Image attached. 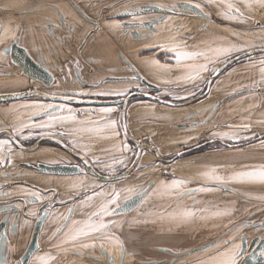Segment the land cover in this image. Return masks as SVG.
I'll return each mask as SVG.
<instances>
[{"label":"crops","instance_id":"crops-1","mask_svg":"<svg viewBox=\"0 0 264 264\" xmlns=\"http://www.w3.org/2000/svg\"><path fill=\"white\" fill-rule=\"evenodd\" d=\"M72 1H0V13H5L3 18L0 17L2 25V30L0 32V63H3L0 70L4 72L3 74H0V80L2 78H10L14 76V70L9 68L10 71L3 70L7 67L4 47L14 41L11 34L6 38H3V33L5 30L10 29L11 32L15 34V41L24 45L36 59L44 61V63L47 62L49 66L55 60L62 64L63 59L65 58L64 55L69 57L74 55L76 57L75 60L82 63L81 71L84 72L85 76L89 78L90 81L92 77H102L109 74L107 67H116V65H118L119 58L117 53L121 52L150 81L166 87H172L174 85L180 87L175 91L169 88L166 90H157L160 92H157L158 95L166 96L171 99L184 100L189 99L200 92L201 87L195 86L204 81L208 72H202L200 78L193 82L186 81L182 79V77L187 74L188 69L183 65L208 64V67H210L213 63L225 56H220L218 59L212 60L215 53H208V49L210 50L211 47L218 48L220 46L227 47L229 45H236L242 50L249 48L254 44L253 36L256 34L254 31L258 32L259 30L264 29V26L262 25L254 27L250 24L248 25L245 21V19L248 21L253 20L254 17L255 19H258L256 18L257 14H259L261 20L264 21V6H261L259 3H253L252 7L248 8L245 7L243 3H240V0H234L239 6L240 11L243 12L242 19L237 20L225 17L222 12L224 5L219 3V0H217L216 3L211 4L208 3V0ZM197 4L200 5V7H195ZM78 8L81 9L88 18L96 21L98 24V27L94 29L86 39L84 46H81L80 43L84 40L88 31L93 27L86 21V19L81 17L78 13ZM58 14L62 15L67 26H64ZM112 14H122V16L113 18L111 17ZM177 17L185 18L181 23L190 24L191 30L196 29L197 33L195 35H197V37L181 38L180 40L176 39L177 41L174 40L172 34L167 32V30H172L174 28L173 20H176ZM221 21L235 23V26L222 24ZM125 22H131L134 25L126 26L124 25ZM212 23L219 25L220 28H218V31L215 33H203V31L208 30L206 24L212 25ZM260 23L264 24L262 22ZM113 25H118V27H113ZM51 29H53V33L62 40L63 46L59 45L57 47L54 45V41L47 34H50ZM145 30H148L149 33L143 34ZM162 31H164L163 34ZM173 43L182 45L183 47L181 50L203 52L208 59H205V56H199L195 60L183 61L182 65L178 66L173 52L168 48V46ZM204 46L210 48L205 50ZM159 52L168 53L171 55V58H169V60H161L157 55ZM235 52L236 51L232 53ZM103 56H108L107 61L103 60ZM153 60L159 61L161 65H165L167 70L157 68L152 64ZM86 64L94 67L91 73L84 71L86 69ZM257 65L258 63L254 61H245L242 64L234 66V71L240 72L245 69L248 72H253L252 76L251 74H246V76L252 78L254 75H260L259 66ZM222 76L220 75L212 84L210 94L206 97L209 100L212 98V95L215 94L214 92H216V90H221L224 87L225 84L220 83ZM255 76L252 80H255ZM15 78L18 80L12 81L10 78L4 82H0V84L5 87L2 88L4 90H0V92L17 91L21 89L19 86L21 84L24 85L26 81L22 78ZM229 78H231L230 83L239 81V79H233V76H230ZM245 87L250 88L249 86ZM128 89H130V85H114L108 87L107 90L97 89L95 90L96 93L94 95L115 97L120 95L114 93ZM206 98L194 103V105L187 106L186 108H171L163 105H159L160 107H158L156 105L151 109L149 104L151 101L146 100L137 102L135 105L128 107L126 113L128 131L131 136H145L149 138V143L152 144L156 151L163 156L177 153L179 151L177 149L178 145H183V147L194 145V141H202L203 139L199 138H204V136L200 137L199 131L193 134L191 132H184L181 134L187 135H182L181 139L180 133H174L171 127H169V124H172V121L176 118L177 114L180 115L179 109H200L208 106V103L213 102L207 101ZM153 109L156 110L155 113L146 115ZM115 112L116 111L113 109L111 113L105 115L101 110L95 109V112L88 116V121H85V123L80 125L79 121L69 122L62 128L72 131L71 135L75 136L76 145L80 148L85 146V149H88L86 150L87 153H89L92 159L97 155L96 153H93V148H98L99 145L101 147L99 151L97 149L96 152L100 157H116L120 155V153H114L112 148L118 145L119 142H115V137L108 138L111 137L110 131L104 130L101 132H95L87 130L96 127V124L93 122H100V124H103L104 121L111 120V118H107V116H112ZM61 114L62 113L59 111L54 113V115ZM169 114L176 115L170 116ZM262 116H264V111L262 112ZM218 117L220 121L221 117L219 115ZM199 118H201V115ZM6 119L7 118L4 116H0V128L8 125V123L11 125H19L21 123L14 124L8 122L6 124ZM28 120L30 119L28 118L27 121ZM37 124L42 123L38 122ZM79 126L80 129L83 127L82 131L75 130L79 129ZM151 126L155 127V132L152 131ZM158 130H160V132H158ZM83 135L88 138L85 140L86 143L81 139ZM207 136L211 138V136L215 135L208 134ZM212 140L215 139L212 138ZM230 140L231 139H229V141ZM89 147L91 148V154L89 152ZM211 147L203 149L204 151L202 152H197L175 160L171 164L172 172L171 175H169V178L163 176L158 169L151 168V171L147 173V175L150 174L151 177L149 175L145 177V175L142 174V176L139 175L140 178L134 180L133 177L136 173L138 174V169H136L121 181L106 183L101 190H103L106 195H110L112 194L111 192H113V189H115L119 192V198L124 202L136 195H142V197L130 211L126 212L124 208L123 210L117 208L116 215L107 217V221L121 220L122 224L120 225L121 227L118 228L117 234H109L111 232L109 231L110 229L105 230L106 236H104V239H107V242H104L105 246L111 248L112 253L116 255L119 254V244H117L114 239L111 241L109 239V237L115 236L123 243V248L131 249L130 252H132L135 247H139L145 248L147 251L153 253L151 251L152 249H149L151 246L152 248H155V246H167L172 249H180L182 247L175 248L174 245L178 242L187 240V238L192 235H195V242H197L204 238L205 232L210 233V231L214 232L215 229H220L221 224L226 220L220 218L223 215H214L213 213L223 211H217V208L214 205L210 208L208 205L205 207V204L202 202H198L199 204L193 203V201H196L199 196H203L205 192H194L192 195H176L175 193L169 194L159 191L161 181L171 182L173 179H183L188 181L185 185V188L187 189H196L199 187L215 188L211 186L212 183L205 182L200 174L204 171L215 168L209 158L215 157L216 152H221V155H229L231 153H222L225 150L220 151V149ZM130 150L131 149L129 148V151ZM142 158L152 159L153 157L149 151L144 150L140 163ZM126 160L127 158L123 159L124 163L122 164H115V169L112 171L117 172L118 169H122ZM216 171L220 175H226L224 171ZM142 177H145L143 179L144 181L140 180ZM143 182H147L145 184L146 187ZM228 184H233V182ZM125 189H134V191L128 192L125 191ZM101 200L102 198L100 197H94L91 202H101ZM112 207L115 208V205H112ZM180 209H206V211H196V215L186 221L171 219L170 215ZM85 212L84 215H87ZM227 215H230V213L224 216ZM87 217L88 216H81L80 218L79 216L77 221L86 220ZM59 218L61 219L63 217L58 216V219L55 220L54 224H57L62 231L69 229V220L72 218L70 217L68 224H65L64 218L63 221L59 220ZM233 218H236V213ZM96 222H99L98 219H96ZM62 223H64L63 227ZM201 231H203V234L200 236L195 233ZM97 235L98 234H94L92 237H95L97 238L95 240H98L99 238ZM99 242L103 243L102 241ZM130 244L133 246L129 247ZM142 252L143 251L139 253Z\"/></svg>","mask_w":264,"mask_h":264},{"label":"water","instance_id":"water-1","mask_svg":"<svg viewBox=\"0 0 264 264\" xmlns=\"http://www.w3.org/2000/svg\"><path fill=\"white\" fill-rule=\"evenodd\" d=\"M70 1H72V0H70ZM78 13L81 15L82 18L86 19V21L89 22L93 27L91 30L88 31V33L84 37V40L80 43L81 46H84L86 39L90 36V34L94 31V29H96L98 27V24L96 21L88 18V16L79 8H78ZM58 16H60L59 18L63 22L64 26H67V23L63 19L62 15L58 14ZM118 16H122V14L111 15V17H113V18L118 17ZM124 25L133 26L134 24L131 22H125ZM1 30H2V25L0 22V32H1ZM47 34L54 41L55 46H57V47L59 45L63 46L62 40L58 36H56V34L53 33V29H51L50 34L49 33H47ZM260 53H264V46L248 48V49H245V50H243L237 54H234L230 57L222 58V59L218 60V62H217L218 65L215 67V69H218V71L213 70L211 72H208L204 81L201 84H199V85H201L200 91H203L202 93L195 95L189 99L177 100V99H171L170 98V100H169V99H164V98L160 97L162 95L157 96V95L145 92V91L159 92L160 90H166L167 88L175 91V90H178L180 87L178 85H174L172 87H166V86L159 85V84H156V83L150 81L121 52L117 53V56L119 58L118 65H116V67H113V66L107 67V69L109 70V74H106L105 76H102V77H95V78L92 77V79L90 81V79L85 76L84 72L81 71L82 70V63L78 60H75L76 57L74 55H71L70 57L64 55L65 58L63 57L64 59H63L62 64L58 63L55 60L49 66L47 64V62L44 63V61H42L43 65H44L43 66L42 64H40L37 61L36 58H34V56L29 52V50L24 45H22V44H20L14 40L13 42H11L9 47H7L5 50V54L8 55V59H9L10 63L12 64V66L14 67V72L18 71V72H20L21 76H23L27 79H30L32 82L41 83L44 87L48 88V87L56 86V88H58L60 85L59 79L62 80L64 78V79H66V81L68 82L70 87L74 86L75 88H80L83 90H85V89H94V90L105 89V90H107L108 87L121 84V85H130V89L131 88H138L139 90H141L143 92H136V93L132 92V93H129L125 97L117 98V99H96V98L79 97L78 94H80L82 92H78L75 89L68 90L65 92H61L59 90L56 93L46 91V90H38L36 92H33V91L31 92L29 90L28 91H22V90L18 91L17 90V91L0 92V103L6 102V101H12V100H19V99H23L26 97L29 98L32 96H37V97L43 98V100H45V101L58 102V103H61L64 105L65 104H77L80 106L81 105H83V106L88 105V106H98V107L122 105V107L120 109L121 124L127 125L126 113L128 110V101H129L130 95L137 94L138 96L146 98L147 100H149L151 102L157 103L159 105L171 107V108H186L187 106L194 105V103H196L198 101H202L203 99H205L210 94V89H211L212 84L221 75V72L225 68H227L228 66H231L235 62L240 61L241 59L253 56L255 54H260ZM107 59H108V56H103L104 61L105 60L107 61ZM77 64L79 65V67H77ZM93 69H94L93 66L86 64V69L84 71L91 73L93 71ZM54 75H56V77L58 79L55 82H54V77H53ZM57 82H59V83H57ZM61 82H63V81H61ZM199 85H196L195 87H198ZM109 89H111V88H109ZM130 89L124 90L122 92H128ZM157 90H159V91H157ZM254 91L264 93V87H259V88L250 87V88L244 89L243 91H234V92L228 93L227 95H224L217 100L215 99L212 102L213 104L211 106L212 112L208 116H206V118H204V114L207 113V110L210 107L205 106V107L200 108V109L199 108H192V109L188 108L186 111H184L182 113V116H180L178 119H174L172 121V124L171 123L169 124V127H171V129L174 131V133H180V134L184 133V132H191L192 134L196 133V129L198 127H202L214 119L215 114L219 111L223 102H225L228 99H231L232 97H236L240 94H244L245 92L248 93V92H254ZM79 112H80V109L77 110V113H78L77 115H79ZM200 115H201V118H199ZM202 115H203V117H202ZM109 117H111V116H107V118H109ZM177 120H179V121H177ZM175 121H177V122H175ZM216 126H218V125L213 124L212 128L216 130L217 129ZM121 130L123 133V142L126 143L130 147L131 145L128 142L131 141L137 147H136V153H135L131 163L129 164V166L127 168H125L123 171H120L116 174H109V173L101 174V173H98L97 171H92V172L89 171L90 175H87L86 172H84L85 170L80 169L76 164H70V163H66V162L49 163L46 161H44V162L39 161L38 164L37 163L33 164V163L28 162V160H23V161H20L18 163V166L30 169L32 171L34 170L37 173H39L41 176H46V177H51V178H56V179L59 178L60 180L62 179V180H64L63 182L67 183V184H71L72 181L79 179L78 178L79 176H81V178L85 177L86 181H87V177H90L92 179L91 183H93V185L90 183L91 184L90 186H95L94 184H96V183L99 184V185H96L95 188H100L105 183L121 181L122 179L126 178L128 175H130L131 173L134 172L136 165L140 162L142 153L145 150L144 148L148 147V148L152 149L153 151L157 152L156 149L154 148V146H151V144L146 143L145 139L147 137L142 138V137L131 136L129 131H128V126H127L126 136H125L123 128H121ZM261 137L262 136H258L257 139H261ZM43 139H54V138L46 137ZM251 139L255 140V138H253V137ZM210 140H212V139H210ZM235 140H237V139H235ZM38 143L39 142H37L33 147H30V148L24 147L18 143H16L17 145L15 144V146H17L20 150L24 151L26 154L30 155L36 149H38V147H39ZM231 146H235V145H230L229 147H231ZM64 150L68 153L72 152V153L77 155V153L74 150H71L70 148H68L66 146H65ZM159 154L160 153L158 152L157 158H159L161 160ZM173 154H174L173 158H175L176 153H173ZM22 155H25V154H22ZM178 155L179 154H176V156H178ZM31 156H29V157H31ZM30 159L33 160L32 158H30ZM85 163H86V165L90 166V163H88V161ZM89 166H88V168H89ZM10 169L12 171L15 170V173L3 172L1 174L0 180H6V181L3 183H0V188H2L4 186L14 187L17 184H24V185H28L29 187L31 186V187H35V188L38 187L28 180L21 179L25 176L23 173L20 172V171H24L23 169H19V168L17 169L15 165H14V167L12 166ZM18 170H20V171H18ZM63 178H66V179H63ZM86 181H85V183H86ZM146 183L147 182H143L144 186ZM9 185H11V186H9ZM57 186H58V192H61L62 188L65 190V193H67L71 190V189H69L71 187H68V186L64 187L65 185H62L61 187L59 185H57ZM211 186L215 187L216 190L210 191V192H205L203 194V196H199L196 201L199 203L202 202L203 204H206L209 201L208 202L209 204H207L208 207H211L213 205L212 203L215 204L216 208H218V205H219L222 207V209L220 211H223V212L227 211V214L230 213V216L232 218L234 217V214L236 213V218H238V216L240 215L239 212H241L240 211L241 205L239 204V201H237V199H235V200L231 199V197L233 196V192L230 190V186L223 185V186L217 187L215 184H211ZM49 190H45V191L43 190V191L46 193ZM59 195H63V194H59ZM73 195H75V191H73ZM9 196H10V194L8 192L0 191V198H5V197H9ZM227 196H230V197H228L229 200L227 199ZM141 197H142V195H136L135 197L126 200L125 204L123 206L121 204L119 209L123 210V208H124V210L126 212L130 211L135 206V204L140 200ZM69 200L70 199H66L63 201L55 202L52 205H63L65 203H67ZM2 203H5V202H0V204H2ZM50 203L51 202H45L43 205H49ZM220 203H221V205H220ZM0 214H2V211H0ZM223 217H227V216L223 215L220 218L222 219ZM243 222H244V225L248 224V227L251 229L253 228V230L255 231V235L253 237H251L247 242L244 241L245 238H244V234H242V230H240L238 232H236V230L231 231L232 230L231 228L235 224L234 223L233 226L231 225L227 229H225L224 231L216 233L211 239H209V240L201 239L197 242H194L195 244L193 246L185 247L184 249H172V248L167 247V246H157L155 249H156V251H159V252L165 254L164 256L170 255L171 257H170L169 261H167L165 258L164 259L167 262V264H172L174 262V260L176 261V260H179L181 258L184 259V258H187V257L194 255V254L199 256L200 254L204 253L206 250H208V249H210V248H212L218 244H222L221 240L223 237L228 238L229 239L228 241H230V243L234 242L238 238L237 244H239V245L244 244V246H246L245 252L243 253V255L240 259V264H264V255H262V253H264V218L258 219L255 221H251L249 219H246V220H243ZM248 222H250V223H248ZM5 229H6L5 223L1 221V223H0V236L2 234L1 232L5 233L4 232ZM39 229H40V224H39ZM218 230H220V229H218ZM218 230H216V231H218ZM231 232H234V235L232 238L228 237V235ZM38 233H39L38 228H36V230L32 232V235L30 237V244L19 255L18 259L15 260L14 264H28L29 260L32 258V255L34 254V252L38 249L39 245L42 244V242L40 243V241H39ZM98 234H101V233H98ZM105 235H106V233H105ZM4 237H5V235H4ZM86 239L87 238H80L79 240L73 242V245L77 246V244H78V246H80L79 250L76 251V253L69 252L72 256L74 255L75 262L83 261V262H88V263H91V262L95 263V261L91 260L90 258H93V256H95V254H98L101 257L100 260H104V258L108 256L109 257L108 262H110V264H113L111 257L114 254L111 252L110 248H107L105 246V243H104V242H107V239H104L103 243L99 242L103 238L98 239V240H93L92 242L88 241L89 243L86 242L87 241ZM0 241H1V238H0ZM83 243H87V244H89V246L92 243L96 244V245L100 244L102 246V248H100L99 251L97 252L95 250H91L90 247H87V248L82 247ZM230 243H228L227 245H224V244L221 245V249L226 248ZM70 246H72V245H69V247ZM126 250H129V249L123 248V250H121V248H120V252H121L120 261H123V264L127 263V262H125L126 260H124L125 259L124 255L126 254ZM71 257L70 258L65 257L66 259H64L63 261H60L59 264H71V263H68V261L71 259ZM144 257H145V259H141L142 261H140V263H138V264H144V263L145 264H152V263L156 262V260H154L155 259L154 257H151V256H144ZM4 258L7 259L6 254L4 251H1L0 252V261H1L0 264H3V262L5 261ZM12 261H14V260H12ZM120 261L118 264H121ZM202 261L203 260L201 258L199 263ZM205 263L210 264V261H207ZM205 263H202V264H205Z\"/></svg>","mask_w":264,"mask_h":264},{"label":"rangeland","instance_id":"rangeland-1","mask_svg":"<svg viewBox=\"0 0 264 264\" xmlns=\"http://www.w3.org/2000/svg\"><path fill=\"white\" fill-rule=\"evenodd\" d=\"M0 1H3V0H0ZM4 16H5V13H0V17L3 18ZM256 18H258V19H255V17H254L253 20L248 21L247 19H245V21L248 25L249 24L250 25L255 24V21H259V22L264 23V21L261 20L259 14L256 15ZM184 19L185 18L177 17L176 20H173L174 28L172 30H167V32H170L172 34V37L174 38V40H176V39L180 40L181 38L197 37V35H195L197 33L196 29L191 30L190 24H188V23L182 24L181 23V21H183ZM206 28L208 30L203 31V33H209V32L215 33L216 31H218V28H220V27L218 24L212 23V25L206 24ZM163 32L164 31H162V34H163ZM219 32H220V30H219ZM254 32L256 34H254V36H253L254 44L251 46V48L264 46V29H261L258 32L257 31H254ZM262 33H263V35H262ZM220 47H222V46H220ZM208 48H210V47L204 46L205 50H207ZM211 49H214V48L211 47L210 50L208 49V53L212 52ZM236 52H238V51H236ZM260 60H264V53H260V54H256V55L244 58L238 62H235L231 66H229L230 69H226V71H223V73L221 74V76L222 75L223 76L220 80V83L225 84L224 87L221 90L220 89L216 90V92H214L215 94L212 95V98L210 100L208 98H206V100L207 101H214L215 99L217 100L220 97L227 95L228 93H231L234 91H243L244 90L243 88H246L245 86L254 87V88L264 87L263 86L264 81H262L261 77H260L261 74L256 75V76L254 75L255 80H252V79H254V76L251 78L250 76H246V74H251V76H252L253 72H248L245 69L240 71V72L234 71V66H236L238 64H242L245 61L246 62L247 61H254V62L258 63L257 66H260V62H259ZM217 62L213 63L211 65L212 67L211 66L208 67L209 70L206 72L213 71L215 69V67L218 65ZM6 64H7V67H5L3 70H7V71H10L9 69L14 70V67L8 61H6ZM2 65H3V63L2 64L0 63V69H1ZM230 76H233V79L234 78L236 80L239 79V81L230 83V79H231V78H229ZM11 79H12V81L18 80L15 77H11ZM61 81H63V82H61ZM59 82H60L59 87L54 88V89H57L58 91L60 90L61 92H65L68 90L75 89L78 92H82V93H80L81 95L89 94V95L94 96V94L96 93L94 89L83 90L80 88H75L74 86L70 87V85L68 84V82L64 78L62 80L59 79ZM59 82H57V83H59ZM26 83H24V85L20 83L21 85L19 87L22 89L25 88L24 86L27 85ZM0 88H3L1 84H0ZM149 104L151 106L150 107L151 109L154 108L156 105L158 107H160L159 104L154 103V102H151ZM212 104L213 103H208V107H210V108L207 110V113L204 112L205 113L204 118H206V116H208L212 112V108H211ZM12 105H15V104H12ZM61 106H63L65 109L71 108V106H68V105L62 104V105H60V107ZM1 107L6 108L4 105ZM12 107H14V106H12ZM16 107H18V105H16ZM106 108H110L112 110L118 109L117 107L114 108V106L113 107H104V108L97 107L96 109L102 110V109H106ZM131 109H132V107H131ZM80 110H82V112L84 114H82L80 116L77 115L76 121H79V124L81 125V124L85 123V121H88V116L91 115V113L89 112L88 107H80ZM179 111H180V115L177 114L175 119H178L180 116H182V113L186 110L185 109H179ZM263 111H264V93L263 92H256V91L248 92V93L245 92L244 94H240L236 97H232L231 99H228L225 102H223L219 111L216 113L214 119L211 120L208 124H206L202 127H198L196 129V132L199 131L200 137L204 136V138H199V139H208L209 138L207 136L208 134L215 135V136H211L210 139L214 138L216 141H218L220 139L219 145L212 144L209 147L212 146L211 148L220 149V151L225 150L222 153H231L229 155L228 154L227 155H224V154L221 155V152L220 153L216 152L215 157L209 158V160L212 161V163L214 164V167L216 170H220V172L224 171L226 173V175H229L234 171L236 172V171L249 170L252 167H258V166L264 165V116H262ZM155 112H156V110L153 109L150 111V113H147L146 115L152 114ZM61 115H68V113L65 111ZM162 115H163V113H162ZM218 115L221 117L220 121H219ZM117 117L112 115V117H109V118H111V120L114 119V120L120 122L119 118H117ZM17 118H18V116H14V121L17 122V120H16ZM45 119L47 120L48 117H45ZM177 121H179V120H177ZM177 121H175V122H177ZM213 124L218 125V126H216L217 127L216 130L212 128ZM244 125H248L247 130L244 129V127H243ZM78 128L80 129V126ZM151 128H152V131L155 132V130H154L155 127L151 126ZM82 129H83V127H82ZM158 132H160V130H158ZM226 133L227 134L237 133L238 135L234 138H229L227 135H223ZM24 135L27 136L30 134L27 133ZM182 135H187V134H180L181 139H182ZM258 136H262L261 139H257ZM142 137L144 138L145 136H142ZM252 137L253 138L256 137V138H255V140L250 141L249 138H252ZM81 139L83 140L84 143H86L85 140H87L88 138H86L83 135ZM229 139H231V140L237 139V141L234 140L231 142V143L235 144V146L228 147L230 145H228V146L225 145V143H230V142H228ZM114 140L116 143L117 142H119V143L123 142V133H122L121 129H120V136L118 138L115 137ZM197 142L198 141H194L193 144H196ZM215 143H217V142H215ZM147 144H149V143H147ZM100 147H101L100 145L98 146V148L94 147L93 153H96L98 155L96 150L98 149V151H99ZM181 147H183V145H178L177 149L180 150ZM82 148L85 151L88 150V149H85V146H83ZM129 148L131 149L130 151L132 153L134 151L133 146H130ZM112 151L114 153H118V154L121 153L119 150L116 149V147H113ZM57 152H58L57 154H59V157L56 159H60V160L54 161V160L49 158L47 161L51 162V163L53 161L54 162H64L65 160L69 161V162L74 161V159L71 158L68 154H66L62 151H57ZM89 152L91 154V148L90 147H89ZM126 153H128V151ZM97 155L95 157H93V159L100 158V155H98V156ZM218 155H221V156H218ZM11 156H12V163H11L10 168L12 166L14 167V161L15 160L17 161L18 159H26V158H32V159L36 160V158L38 157L37 155L28 157L27 155H21V153H18L16 151H12ZM38 158H43V157H38ZM112 158H113V156L108 157L107 165H112V161H111ZM129 158L130 157H128L127 160ZM126 161H125V163H126ZM154 162H155L154 158H152V159L142 158L141 163L138 165V167H140L138 169V174L136 173V175L133 177V179L136 180V177H137V179L140 178L139 175L142 176V174L145 175V177L148 175L151 177V175L150 174L147 175V173L149 171H151L150 170L151 168H154V166H153ZM114 165L112 167V170L115 169ZM108 171H110V170L108 169ZM0 173H1V171H0ZM12 173H15V170H13ZM0 177H1V175H0ZM145 177H142L140 180H143ZM52 179H54L56 187H57V185H59L60 187L62 185H66V183H64L63 182L64 180H62V179H61L62 181L59 178L58 179L52 178ZM63 179H66V178H63ZM81 179L86 181L85 177H83ZM94 185L96 186L99 184L96 183ZM226 186H230V190L233 192V196L231 197V199H237V201H239V204L241 205L240 206L241 212H239L240 215L236 219L232 218L230 215H227V217H223L222 219H224L226 221H224L221 224L220 230L215 232V230H216L215 229L214 232H211V231H210V233L205 232V236L202 239L209 240L216 233L224 231L229 226H231V225L233 226V224L235 223L234 226L231 228L232 229L231 231L236 230V232H238V231L242 230V234H244V238H245L244 241L247 242L251 237H253L255 235V231L253 230V228L252 229L249 228L248 224L244 225L243 220L249 219L251 221H255V220L264 218V184H261L258 182H233V184H226ZM69 189L73 190L72 188H69ZM73 191H75V196L77 195V197H83L82 192H84L85 190L80 189L79 191H77V190H73ZM70 193H71V191H69L63 195H59V196H60V198H65ZM228 197H230V196H227V199L229 200ZM208 202L205 204V207L207 204H209ZM212 204L215 206L214 203H212ZM210 208H212V206ZM69 209H70L69 206H63V207L55 208L50 212V214L48 215L49 216L48 219L50 221L48 220L47 226L44 228L43 238L41 239V242H42L41 245L43 246V248L38 250L37 252H35V254L31 260V264H34V258L36 256H43L45 254H50V255L55 257V260L49 261L48 264H59L60 261H63L64 259H66L65 257L70 258L72 256L69 252L75 253V251L79 250L80 246H78V244H77V246L73 245V242L61 244V242L65 239V233L68 232V230L62 231V229H61V231L58 232L56 236L53 237V235H52L53 232L57 228H60L57 224H54L55 220H56V216L57 217L62 216L63 218L65 216H69L71 214V212H69ZM221 209H222V207L218 205L217 211H219ZM63 218H61L59 220L63 221ZM68 220H64L65 224H68V222H69ZM248 223H250V222H248ZM62 224H63L62 225V227H63L64 223H62ZM195 233L200 236L203 234V231L195 232ZM233 235H234V232H231L228 235V237L232 238ZM194 236L192 235L191 237H188L187 240H184L182 242H178L176 245H174V247L175 248L182 247L180 249H184L185 247L193 246L195 244L194 242L196 241V237H194ZM228 240H229L228 238L223 237L221 240L222 244H218V245L206 250L204 253L200 254L199 256L194 254V255H191V256L184 258V259L181 258V259L176 260V261L174 260V262L172 264H200V263L202 264V263H205L207 261H210L211 258L216 254V252L218 250L223 251L225 249V248L221 249V245L224 244V241H228ZM237 241H238V238L234 242H231L226 248H231L233 245L237 244ZM57 245H61V246L58 248V247H56ZM69 245H72V246L69 247ZM64 246H66V247H64ZM245 247L246 246H244V244L240 245V249H239L240 255L237 258V264H240V259L243 255V253L245 252ZM155 248H156V246H155ZM155 248H152V246L149 248L150 250L152 249L151 251L153 253H151L150 251H147L145 248H139V247H135L134 250H132V253L129 250H126V254L124 255V257H125L124 260H126L125 261V262H127L126 264H138V263H140V261H142L141 259H145L144 256H151V257L155 258L154 260H156V262L152 263V264H167L165 259L167 261H169L171 256L170 255L164 256L165 254H163L159 251H156ZM141 251H143V252L139 253ZM17 256H18V254L15 255V257H17ZM57 257H60V258L57 259ZM201 258L203 261L199 263ZM205 264H207V263H205Z\"/></svg>","mask_w":264,"mask_h":264},{"label":"flooded vegetation","instance_id":"flooded-vegetation-1","mask_svg":"<svg viewBox=\"0 0 264 264\" xmlns=\"http://www.w3.org/2000/svg\"><path fill=\"white\" fill-rule=\"evenodd\" d=\"M221 23L226 24V25L235 26V23H231L228 21H221ZM259 24L264 26V24H261L259 21H255V24H252V26L255 27V26H258ZM146 25H147V23H146ZM148 33H149V31L145 30L143 34H148ZM142 36H144V35H142ZM10 44L11 43H9L7 46H5L4 50H6V48L9 47ZM249 48H251V47H249ZM246 49H248V48H246ZM243 50H245V49H243ZM243 50H241V51H243ZM241 51H239V52H241ZM239 52L232 53V54L228 55L227 57H230V56L237 54ZM157 55L159 58H161V60H165V59L169 60V58H171V55H169L168 53H164V52H159ZM227 57H223V58H227ZM5 58H6V61H8L10 63L7 54H6ZM37 61L43 65V62L41 60L37 59ZM229 68L230 67L228 66L223 71H226V69H229ZM223 71L221 72V74L223 73ZM3 73L4 72L0 70V74H3ZM17 75L22 77L23 80H25L27 82L26 83L27 85L24 86L25 88H23V89L21 88L19 90H22V91H28L29 90L31 92L32 91L36 92L38 90H46V91L55 92V93L58 92V90L54 89V88H56V86H52V87L47 88V87H44L41 83L32 82L30 79H27V78L21 76L20 72H18V71H17ZM53 77H54V82L56 80H58L56 75H54ZM200 86L201 85H199L198 87H200ZM132 92L136 93V92H143V91L139 90L138 88H131L128 92H126L125 95L115 96V97H104V96H97V95L93 96V95H89V94H86V95L78 94V95H79V97H83V98L117 99V98L125 97L129 93H132ZM145 92L159 96L157 94V92H155V91H145ZM202 92L203 91H200L198 94H200ZM198 94H196V95H198ZM160 97L170 100V98H168L166 96H160ZM146 100H147L146 98L140 97L137 94L130 95L129 101H128V107H130L131 105H135L137 103V101L141 102V101H146ZM147 101H149V100H147ZM12 104H15V105H12ZM3 105L6 108L1 107ZM16 105H18V107H16ZM34 105H44V106L52 105L56 109L55 112H57V111H59L60 105H62V104L58 103V102L45 101V100H43V98L37 97V96H32L29 98L26 97V98L19 99V100L1 102L0 103V116H4L5 118H7L6 124L8 122L16 124V123L24 122V121L29 122V123H36V124L38 122H41L42 124L45 123L47 121L45 119V117H47V116H44L41 114V115L33 117V113L40 111L39 108L33 107ZM65 105L71 106L70 109H72V112L76 113V114H78L77 110L80 109V107H88L90 113L95 112V109L98 107V106H88V105H86V106L81 105L80 106L77 104H65ZM12 106H14V107H12ZM104 107H113V106H102L100 108H104ZM116 107L118 109L115 110L116 112L113 115L115 117L118 116L117 118H119V121L121 123L120 109H121L122 105H114V108H116ZM82 114H84V113L82 112V110H80L79 116ZM14 116H18V118L16 119L17 122L14 121ZM28 118L29 119L32 118V119L27 121ZM24 119H26V120H24ZM8 125L0 128V140H9L10 139L12 151H16L18 153H21V155L25 154L28 157L31 155L32 156L37 155L38 157H43V158L37 157L36 160H34V159L31 160L30 158H26V159H21V160L18 159L17 161L16 160L14 161V165L16 166L17 169L19 168V169L24 170V171L18 170L25 175L21 179H25V180L30 181L34 185L38 186L37 188L31 187V186L29 187L28 185H24V184H17L14 187L4 186V187L0 188V191L8 192L10 194L9 197L0 198V202H5V203L0 204V211H2V214H0V223L2 221L5 223V226H6V229L4 230L5 233L1 232L2 234L0 236V238H1L0 252L1 251L5 252L6 257H7V259H5V260L7 261V264H14L15 260L18 259L19 255L30 244V237L32 235V232L35 231L36 228H38V232H39L38 238H39V241L41 243V239L43 238V234H44V228L47 226V222L49 220L48 215L50 214V212L53 209L58 208V207H63V206H69L70 209H72L71 214L69 215L72 219L69 220L70 223L68 225L72 226V221L73 220L77 221L79 216L80 217L81 216H88L93 211H96L98 209V206L101 204L102 200H101V202H97V201L95 203L90 202V205H85L83 207L81 206L80 202L84 199L85 196H91L93 190L96 192H100L101 189L103 188V186L106 184L105 183L100 188H95L94 186H90V188L87 191L82 192L83 197H77V195L76 196L73 195V191L70 190L71 193L67 197L60 198L59 194H65V190L62 188L61 192H58V186L56 187L54 179H52L51 177L41 176L39 173H37L34 170L32 171L30 169L18 166V163L20 161L28 160V162L33 163V164H36V163L38 164L39 161L48 162L47 160L49 158L54 160V161H57V160H60V159H56L59 157V154H57L58 153L57 151H62L74 159V161H71V162L66 161V160L64 162L70 163V164H76L80 169L85 170L84 172H86L87 175H90V172H92V171H97L98 173H101V174H106V173L116 174L120 171H123L125 168H127L129 166V164L131 163V161H132V159L136 153V147L137 146L133 142L129 141L128 143L131 146H133L134 151L132 153H131V151H128V153L124 154L123 156L120 153V155L116 156L115 158H117V160H123L126 157L127 158L130 157V158L126 161V163L122 167V169H118L117 172L112 171V170L108 171L107 167L104 166V165H107L108 158H102V157L97 158L102 162L101 164H97L94 162L96 159H92L88 153L87 161H88V163H90V166L86 165L84 153L87 151H85L83 148H80L78 145H76V141H75L76 138H75V136L71 135L72 131H68L69 129L66 130V129H63L59 126H57L56 128H47V127L27 128V129H24V131L21 135L13 136L12 135L13 127L19 126L20 124L19 125H11L10 123H8ZM46 130L47 131L49 130V131L47 132ZM52 132H63L64 136L60 137L58 135H51L50 133H52ZM27 133L30 135L25 136L24 134H27ZM46 137H51L54 139H43ZM254 138H256V137H254ZM219 140L218 141L210 140V138H208V139H203L202 141H199L194 145H190L187 147L184 146V147H182L181 150H179L176 153V154H179L178 156H176V154H175V158H173L174 154H170L167 156H163V155L159 154L161 160L159 158H157L158 152H155L148 147H146L144 149L149 151L150 154H152V157L155 159V162L153 164L154 168L159 169V171L161 172V174L163 176L169 178L170 177L169 175H171V172H172L171 164L175 160L180 159V158L185 157V156H189V155L197 153V152L198 153L202 152V151H204L203 149H206L207 147H209L212 144L219 145ZM249 140L252 141L251 138H249ZM145 141H146V143H149V138H146ZM37 142H39L38 143L39 144L38 149H36L30 155L26 154L24 151L20 150L17 146H15V144L18 143L24 147L30 148V147H33ZM215 142H217V143H215ZM228 142H230V143H225V145H227V146L228 145H235V144L231 143L232 141H228ZM74 145H75V147H74ZM65 146L70 148L71 150H74L77 153V155L72 153V152H69V153L66 152L64 150ZM151 146H153V145L151 144ZM9 157H10L11 163H12V156H11V153L8 152L7 148L0 151V161H4V160H6V158H9ZM11 163H6V162L0 163V171H1L0 175L3 172H6V173L12 172V170L10 169ZM49 163H51V162H49ZM116 164H118V163H116ZM139 164H140V162L136 165L135 170L140 168V167H138ZM88 166H89V168H88ZM5 181L6 180H0V183H3ZM91 181H92V179L90 177H87L86 183L90 184ZM109 183H111V182H109ZM91 184L93 185V183H91ZM70 185L71 184L66 183V185L64 187H66V186L70 187ZM9 186H11V185H9ZM43 190L44 191L49 190V191L45 193ZM116 192H118V191H116ZM33 193H36L39 196V199H37L36 196L33 195ZM66 199H70V200L63 205H52L55 202L63 201ZM129 199H131V198H129ZM45 202H51V203L49 205H43ZM121 203H122V206L125 204V202L123 200H121V198H119V205H121ZM30 212H36L37 214L36 215H29ZM84 212L87 215H84ZM56 219H58L57 216H56ZM103 219L105 222H107V217H104ZM116 221L119 222L116 226H110L108 228V229H110L109 231H111L109 234H112V233L117 234L118 228L121 227L120 226L122 224L121 220H116ZM39 224H40V229H39ZM66 230H68V229H66ZM94 234H98V233H94ZM94 234H92V235H94ZM4 235H5V237H4ZM97 236L99 239L103 238L101 241L104 242L103 240H104V236H106L105 234H103V235L98 234ZM111 237H115V236H111ZM95 239H97V238H95V237L87 238L86 242L89 243L88 241L92 242ZM111 240L112 239H110V241ZM88 247H90L91 250H95L97 252L99 251L100 248H102V246L100 244L96 245L93 243ZM42 248H43V246L40 244L38 249L35 252H37L38 250H40ZM35 252H34V254H35ZM75 253H76V251H75ZM17 254H18V256L15 257V255H17ZM34 254L32 255V258L34 256ZM32 258L29 260L28 264H31ZM59 258L60 257H57V259H59ZM90 259L95 261V263H92V262L88 263V262H83V261L75 262V257L73 255L71 257V259L68 261V263L79 264V263L83 262V263H88V264H110V262H108V259H109L108 256L105 257L104 260H100L101 257L98 254H95V256H93V258H90ZM120 259H121L120 250H119V254H117V255L114 254L111 257V260L114 262V264H118ZM12 260H14V261H12ZM0 263H1V261H0ZM122 264H123V261H122Z\"/></svg>","mask_w":264,"mask_h":264},{"label":"snow or ice","instance_id":"snow-or-ice-1","mask_svg":"<svg viewBox=\"0 0 264 264\" xmlns=\"http://www.w3.org/2000/svg\"><path fill=\"white\" fill-rule=\"evenodd\" d=\"M217 0H208V3H216ZM219 3L224 5V8L222 9L223 14L228 19H242L243 12L240 11L239 6L234 2V0H219ZM240 3H243L245 7H252L253 3H259L261 6H264V0H240ZM195 7H200V5H195ZM113 27H118V25H113ZM9 34H11V37L13 40L16 39L15 34L11 32V30H5L3 33V38H6ZM182 45L173 43L168 46L169 50L173 52L176 63L178 66L182 65L183 61H191L195 60L199 56H205V59H208V57L203 52H194V51H187V50H181ZM242 49L236 45H229L227 47H218L211 49L212 52L215 53V56L212 58V60L218 59L220 56L227 57L234 51H241ZM152 64H154L157 68L165 69L167 70V67L165 65H161L159 61L153 60ZM187 67L188 71L187 74L182 77V79L186 81L193 82L200 78L202 72H206L209 70L208 64H191V65H183ZM77 67L79 65L77 64ZM214 71H218V69H214ZM259 71L261 74V80L264 81V60L260 61ZM112 94V93H108ZM116 95L123 96L126 93L125 92H116L114 93ZM33 107H37L40 109L39 112L33 113V117L38 115H44L47 116L48 119L43 124H36V123H29V122H21L19 126H15L12 129V135L18 136L21 135L24 131V129L27 128H36V127H47V128H56L64 127L69 122H76L77 114L72 112V109L68 108L65 109L63 106L59 108V112H67L68 115H54L53 113L56 111L54 106L48 105H34ZM105 115L111 113L112 109L106 108L101 110ZM32 119V118H30ZM96 124L95 128L87 129L88 131H95V132H101L104 130H108L111 132V137L118 138L120 136V129L123 128L125 136L127 134V125L121 124L120 122L116 120H106L103 124H100V122H93ZM245 130L248 129V125L243 126ZM76 131H82L83 129H75ZM51 135H58L60 137L64 136L63 132H52ZM227 135L229 138H234L238 134L237 133H231V134H223ZM26 138V137H25ZM75 147V145H74ZM117 150L121 152V155L123 156L127 151H129V147L126 143L121 142L118 145L115 146ZM7 148L8 152L11 153V140H0V151ZM87 155L88 153H84L85 162H87ZM11 163V159L6 158L4 161H0V163ZM97 164H101L102 162L99 159H96L94 161ZM116 163H123V160H117V158H112V165H104L107 167L110 171L112 170V167ZM202 179L207 183L215 184L217 187L226 185L230 182H258L261 184H264V165L258 166V167H252L249 170H243V171H236L232 172L229 175H220L217 173L216 169H209L207 171L202 172L201 174ZM188 183V181H185L183 179H173L171 182H160V188L159 191L165 192V193H175L176 195H192L194 192H210L216 190L215 188L210 187H199L196 189H187L185 188V185ZM70 187L73 190L79 191L80 189H83L87 191L90 188L89 183H85L83 179H76L71 182ZM125 191L132 192L134 189H125ZM34 196H36L37 199H39V196L36 193H33ZM94 197H100L102 198L101 204L98 206V209L96 211H93L90 215H88L86 220L82 221H72V226L69 227L68 232L65 233V239L61 242V244L68 243V242H75L79 240L80 238H92V234L94 233H101L105 234V230L108 229L110 226H116L119 222L118 221H112L108 220L107 222L104 221V217H111L113 215H116V209L120 207L119 205V193L116 192L115 189H113L112 194L106 195L103 190L100 192H96L93 190L91 196H85L84 199L80 202L81 206L90 205V202L93 200ZM193 203H198L197 201H193ZM112 205H115L116 207L113 208ZM72 209H69V212H71ZM196 211H206V209H200V210H191V209H180L177 212L170 215L171 219L179 220V221H186L191 219L196 215ZM36 212H30L29 215H36ZM214 215H226L227 211L225 212H216L213 213ZM98 219L99 222H96V219ZM70 219V216H65L64 220ZM61 231V228H57L53 232V237L57 235L58 232ZM109 239H114L117 244H119L121 250H123V243L119 240L118 237H109ZM230 243V241H224V244L227 245ZM61 245H57L56 247H60ZM89 245L87 243H83L82 247L87 248ZM240 245L235 244L231 248H225L223 251L218 250L216 254L211 258L210 264H237V258L240 255ZM264 255V253H262ZM55 257L50 254H45L43 256H36L34 258V264H48L49 261H54ZM3 264H7V261L5 260ZM114 264V262H113ZM122 264V261H121Z\"/></svg>","mask_w":264,"mask_h":264},{"label":"bare ground","instance_id":"bare-ground-1","mask_svg":"<svg viewBox=\"0 0 264 264\" xmlns=\"http://www.w3.org/2000/svg\"><path fill=\"white\" fill-rule=\"evenodd\" d=\"M14 76H12V77H18V78H20L21 79V77L20 76H18L17 75V71H16V73L14 72V74H13ZM11 78V77H10ZM10 78H2L1 80H0V82H4V81H6V80H8V79H10ZM3 87V86H2ZM3 88H5V87H3ZM0 90H4V89H2V88H0ZM170 116H175L176 114H169ZM79 179H81V176H79L78 177ZM136 179H137V177H136ZM132 247L133 245L132 244H130L129 245V247ZM111 249V248H110ZM128 249V248H127ZM131 250V249H130ZM79 264H88V263H83V262H81V263H79ZM208 264V263H207Z\"/></svg>","mask_w":264,"mask_h":264}]
</instances>
